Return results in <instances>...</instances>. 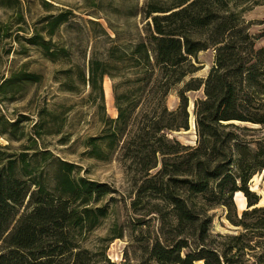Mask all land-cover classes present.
Instances as JSON below:
<instances>
[{"label":"trees","instance_id":"trees-1","mask_svg":"<svg viewBox=\"0 0 264 264\" xmlns=\"http://www.w3.org/2000/svg\"><path fill=\"white\" fill-rule=\"evenodd\" d=\"M232 4L256 6L264 4V0H148L144 7L150 19L147 28L135 46L125 52L128 87L119 93V84L115 86L118 116L114 119L105 114L104 79L116 76L111 70L118 68L117 61L93 57L86 69L77 73L80 86L89 88L88 101L97 104L106 125L103 135L87 139V154L107 160L99 141H104L109 151L119 149L128 162L127 169L140 174V189H154L159 199L173 207L178 239L169 245L159 240L153 244L151 257L159 264H195L198 260H205V264H233L228 251L206 244L213 220L209 211L224 206L231 222L249 228L243 220L249 210L238 219L234 201L236 192L243 191L249 208L253 207L252 213H264V207H256L260 200L248 186L253 175L264 169V139H247L238 133L264 132V103L259 107L253 103L258 98L264 102V82L258 79L264 75L259 65L264 62V47H255V38L245 31ZM0 5L15 10L17 22L26 24L21 0H0ZM43 6L49 13L26 40L55 61L69 54L66 48L58 47L53 37L73 13L69 9L54 10L49 1H44ZM9 27L10 23L4 24L6 34ZM19 31L28 33L22 26ZM19 34L17 42H21ZM22 47L27 52L28 47ZM210 48L216 50V62L206 81L192 79L186 83L180 91V105L169 109L167 98L171 91L197 70L193 59ZM42 78L38 73L19 69L3 80L0 92L16 82L39 83ZM75 81L67 75L64 90L75 92ZM203 83L206 99L197 111V143L184 144L173 132L189 129L185 93L200 89ZM59 106L62 113L45 108L52 115L47 125L42 121L33 125V134L27 136L30 144L23 145L33 151L31 155L22 152L0 159V264H118L105 252L93 251L78 240L85 228L91 230L106 215L105 208L91 205L106 194V186L88 178H74V162L38 146L43 138L40 128L47 126L48 134L61 132L54 126L71 107ZM138 108L140 112L135 114ZM231 120L260 127L224 123ZM19 122L16 119L10 126L15 128ZM228 127L235 130L225 131ZM68 140L66 134L61 138L62 144ZM51 161L57 163L52 172L47 166ZM256 227L264 228V219ZM243 236L241 233L228 238L237 242Z\"/></svg>","mask_w":264,"mask_h":264},{"label":"rangeland","instance_id":"rangeland-1","mask_svg":"<svg viewBox=\"0 0 264 264\" xmlns=\"http://www.w3.org/2000/svg\"><path fill=\"white\" fill-rule=\"evenodd\" d=\"M21 1L26 24L17 22L15 10L0 5V85L13 71L19 69L38 73L43 78L39 83L16 82L7 87L5 92H0V159L8 155L19 156L22 152H29L31 155L33 151L26 150L23 145L30 144L27 136L33 134L35 123L42 121L45 124L51 121L52 115L45 108L62 113L60 104L70 106L54 126V130L61 129V132L48 134L47 126L40 128L43 138L38 146L51 151L55 157L74 162L77 165L74 178H88L106 186V194L91 204L92 207L105 208L106 215L91 230L85 228L78 236L79 242L93 251L105 252L111 261L118 264L125 261L131 264H159L151 257L150 249L153 244L159 240L169 245L174 239H178L173 207L169 202L159 199L160 194L154 189H140L143 182L140 174L127 169L125 163L128 162L119 149L109 151L105 148L104 141H99L107 160H97L87 154V139L103 135L106 125L97 104L87 99L89 88L83 89L77 79V73L80 69H86L93 57L117 61L118 68L111 70L116 76L105 77L104 91L106 117L114 119L118 116L115 86L119 84V93L125 92L128 87L125 85V52L135 46L140 33H144L147 28L150 19L145 16L144 7L148 0ZM44 1L51 2L54 10L69 9L73 13L71 19L53 37L58 47L66 48L69 54L55 61L26 40L34 28L41 27L42 18L49 13L43 6ZM231 8L239 13L245 31L255 38V47H264V4H232ZM5 23H10L8 34L4 29ZM21 26L28 33L17 32ZM17 33H20L21 42L16 41ZM22 45L28 47L27 52H23ZM249 57H252L251 53ZM193 62L197 70L175 86L167 98V105L171 110L180 105V91L185 88L186 83L192 79L197 82L206 81L216 62V50L210 48L202 51ZM259 65L264 69V62ZM67 70L69 72L66 73ZM67 75H72L76 80L78 88L75 92L66 91L62 86L66 83ZM258 79L264 82V75H260ZM20 84L23 86L20 87ZM185 95L189 104V129L174 131L173 135L184 144L196 145V116L201 109L200 102L206 99L205 83L200 89L189 90ZM253 103L255 107H259L264 102L258 98ZM139 112L138 108L135 114ZM16 119L20 122L13 128L10 122ZM224 123L260 127L258 124L239 120ZM234 130L233 127L225 128V131ZM238 133L247 139H264V132L261 130ZM65 134L69 140L62 144L61 138ZM47 166L52 172L57 163L51 161ZM248 186L260 200L256 207H264V169L253 175ZM242 193L245 196L243 191ZM234 201L238 219H241L245 210H249L243 219L249 228L231 222L227 218L226 207H216L209 211L213 220L206 244L220 251H228L233 264H264V228L256 227L263 221L264 213H252L253 207L249 208L247 198ZM241 233L244 236L237 242L228 238V235ZM236 243L237 247L234 246ZM194 246L191 239L190 249ZM195 264H205V260L195 261Z\"/></svg>","mask_w":264,"mask_h":264},{"label":"bare ground","instance_id":"bare-ground-1","mask_svg":"<svg viewBox=\"0 0 264 264\" xmlns=\"http://www.w3.org/2000/svg\"><path fill=\"white\" fill-rule=\"evenodd\" d=\"M193 123V122H192ZM246 197L243 195L241 191L236 192L235 199L240 200V199H245ZM258 205V204H257Z\"/></svg>","mask_w":264,"mask_h":264},{"label":"water","instance_id":"water-1","mask_svg":"<svg viewBox=\"0 0 264 264\" xmlns=\"http://www.w3.org/2000/svg\"><path fill=\"white\" fill-rule=\"evenodd\" d=\"M195 128H196V124H195ZM234 200H235V198H234Z\"/></svg>","mask_w":264,"mask_h":264}]
</instances>
